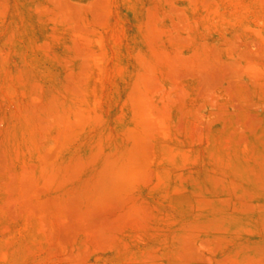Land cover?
Here are the masks:
<instances>
[{"label":"rangeland","instance_id":"obj_1","mask_svg":"<svg viewBox=\"0 0 264 264\" xmlns=\"http://www.w3.org/2000/svg\"><path fill=\"white\" fill-rule=\"evenodd\" d=\"M0 264H264V0H0Z\"/></svg>","mask_w":264,"mask_h":264}]
</instances>
